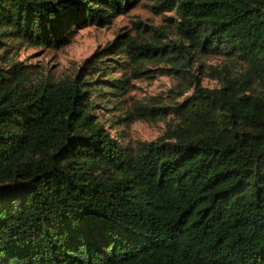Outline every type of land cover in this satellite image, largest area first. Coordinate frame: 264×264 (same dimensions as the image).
Listing matches in <instances>:
<instances>
[{
	"label": "trees",
	"instance_id": "1",
	"mask_svg": "<svg viewBox=\"0 0 264 264\" xmlns=\"http://www.w3.org/2000/svg\"><path fill=\"white\" fill-rule=\"evenodd\" d=\"M139 3L162 22L133 20L72 74L8 54ZM206 55L215 86L193 71ZM128 66L189 93L126 107ZM112 100L164 130L118 139L96 112ZM0 264H264V0H0Z\"/></svg>",
	"mask_w": 264,
	"mask_h": 264
},
{
	"label": "rangeland",
	"instance_id": "2",
	"mask_svg": "<svg viewBox=\"0 0 264 264\" xmlns=\"http://www.w3.org/2000/svg\"><path fill=\"white\" fill-rule=\"evenodd\" d=\"M170 14V11H166ZM141 18L148 23L160 24L162 14L151 11L146 5L139 3L123 14L117 15L112 24L106 27H96L95 25L85 26L72 37V39L60 48H51L44 45L30 46H12L8 54L12 57L22 60L23 63L31 65L33 73L52 74L53 76H62L68 73H74L78 65L89 56L96 48L104 46L111 41L117 32L127 30L132 27V21ZM172 38L175 35L170 34ZM220 55H206L193 62V71L200 77L202 84L207 86L217 85V81L211 78L207 72V65H219L223 61ZM204 63L199 70L198 63ZM171 65L169 61L159 60L155 63H146V67H167ZM120 71L114 75H119ZM127 76L129 81V90L126 93L127 103L124 106L133 107L134 101L147 102L154 99H161L172 103L175 99H181L185 92L176 96L174 85L177 79L171 75L162 73L153 69L140 74H135L130 66L127 67ZM175 96V97H174ZM96 112L99 119L104 123L110 133L123 141L135 139H153L160 135L165 128V120L148 121L142 118H136L122 123L117 120L118 113L123 111L119 109L120 104L115 100L98 101ZM170 116L167 118L169 119Z\"/></svg>",
	"mask_w": 264,
	"mask_h": 264
}]
</instances>
